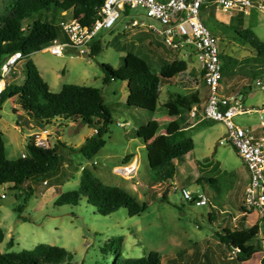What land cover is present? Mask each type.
I'll list each match as a JSON object with an SVG mask.
<instances>
[{
	"label": "rangeland",
	"instance_id": "1",
	"mask_svg": "<svg viewBox=\"0 0 264 264\" xmlns=\"http://www.w3.org/2000/svg\"><path fill=\"white\" fill-rule=\"evenodd\" d=\"M251 2L253 7L249 8L248 14L240 17L234 11L226 14L214 10L211 13V6L201 12L202 17L208 19V25L213 22L212 18L218 20L219 17L224 22L218 27L216 35L218 47L233 60L221 86L227 94L239 92L247 109L262 110L260 113L250 110L235 117L234 121L241 126H257L260 114L264 119V90L255 86V78L250 75L252 63L246 61L255 55V51L234 33V30L248 28L264 42V12L257 8L258 4H264V0ZM4 7L5 0H0V13ZM71 13V10L65 12L61 20L70 18ZM59 18L58 15L55 21H59ZM131 20L142 21L144 26L127 27ZM148 25L160 28L159 23L146 16L140 7L121 10L112 27L101 29L95 37L101 44L100 51L95 54L84 57L67 50L61 56H55L44 48L30 54L32 57L28 60L35 64L52 92H58L63 84L99 88L112 120L107 126L103 147L92 159L88 160L80 153L59 145L60 169L56 175L31 177L19 190L13 189L11 184L0 185V226L4 233L0 243L1 252L16 253L45 243L63 247L70 254V258L62 264H118L120 256L141 257L150 251H157L165 264H264L261 251L246 259L234 253V258L229 259L232 249L215 235L225 226L241 227L240 206L248 177L234 148L224 140L226 127L222 122L198 120L200 109L196 118L188 122L197 123L175 137V140H179L189 136L194 142V148L182 159L176 160L175 182L178 189L173 191L165 184L151 186L153 173L147 162L145 146L137 137V130L150 120L158 123V133H163L168 123L173 124L176 130L185 125L177 122L175 109L166 115L163 107L169 94L182 91L179 86L184 77L180 74L177 80L161 84L157 108L152 112L127 106L126 82L111 80L104 84L105 71L101 64L116 69L122 56L134 53L143 58L155 73L164 61L185 60L196 70L199 87L203 85V74L197 68L199 64L192 48L168 49L157 33L147 29ZM25 61L22 58L16 64L6 76V83L24 82ZM203 102L204 93H201L199 108ZM47 127L48 147H53L57 140L67 146L78 147L93 134L92 127L79 121L58 119ZM36 129L39 127L34 117L20 106L17 94L11 93L0 105V132L6 158L15 160L26 154L29 134ZM134 162L138 169L135 178L117 173L116 168ZM84 168L90 169L104 184L123 189L140 203L146 202L147 208L138 216H129L124 207L101 215L82 196L75 205L57 203L59 195L78 188L80 172ZM199 176L214 178L215 183L210 184L205 180L198 183L196 180ZM43 179L48 183L43 184ZM27 186L31 189L28 197L25 196ZM181 187L204 192L209 199L208 204L197 207L187 203L182 199ZM163 192L165 199L161 198ZM19 206H23L21 213L15 209ZM210 212L214 214V220L209 219ZM259 220L260 214L250 210L244 226L258 222L260 229L264 230V221ZM118 237L122 239L120 244L115 241ZM10 238L13 245L8 247Z\"/></svg>",
	"mask_w": 264,
	"mask_h": 264
},
{
	"label": "trees",
	"instance_id": "2",
	"mask_svg": "<svg viewBox=\"0 0 264 264\" xmlns=\"http://www.w3.org/2000/svg\"><path fill=\"white\" fill-rule=\"evenodd\" d=\"M102 2L103 0H5L4 10L0 13V66L3 58L13 52L20 51L22 58H26L32 53L41 51L54 39L65 40V34L59 25L63 18L62 11L71 10V17L76 18L82 25H89L93 22L96 8ZM205 9L203 8L202 11ZM210 11L214 13V6L210 7ZM58 15L60 18L56 22L55 19ZM238 16H243V14L239 13ZM202 20L214 36L218 33V27L224 25L215 18H212L213 22L210 25L206 22L208 19L202 17ZM234 33L240 41L247 43L255 51L254 56L246 59L253 66L250 71L251 77L256 78V76L264 74V42L259 40L248 28L241 31L234 30ZM100 49L101 44L94 40L90 45L89 54H95ZM219 59L223 79V76L230 70L233 59L220 50ZM24 66L26 74L24 82L22 84L6 83L0 105L11 93H15L18 95L20 106L34 117L39 128L51 125L53 121L59 119L61 121H79L92 127L95 132L78 147H70L57 140L53 147L43 148L35 146L30 138L27 143V153L15 160L6 158L4 140L0 132V185L11 184L12 188L16 190H19L21 185L31 177L56 175L60 169L59 145L72 152L80 153L88 160L92 159L103 147L104 135L112 120L110 112L103 103V95L99 88L63 84L58 92H52L31 60H27ZM101 67L105 71L102 79L104 84L111 80L126 82L127 106L153 112L157 108L161 84L168 83L183 74L187 63L183 59L164 61L158 72L155 73L143 58L134 53H126L121 57L118 68L113 69L104 63L101 64ZM201 73H204L203 70ZM168 103H173L178 108L180 115L177 117V122L180 125L184 123L185 117L193 105L196 106L197 112L201 109L198 107L200 99L197 93L189 96L179 93L169 94ZM171 109L164 108L165 114H170ZM172 125L168 123L164 127L165 131L158 133V123L155 120H150L137 130V137L145 146L147 162L153 173L151 186L157 184L160 187L165 184L169 188L177 171L175 161L182 159L194 148L193 139L189 136L175 140V137L184 131L183 128L173 131ZM203 180L210 184L215 183L214 178L205 179L204 176H199L196 181L201 183ZM43 181L48 183L46 179ZM27 189L26 197L31 190L28 186ZM81 196L94 207L96 213L101 215H108L124 207L129 216H138L147 208L146 202L140 203L123 189L104 184L88 168L81 170L78 188L59 195L56 201L59 204L75 205ZM161 198H166L164 192ZM22 208L23 206H19L15 209L21 213ZM240 208L241 227L225 226L221 232H216L215 235L221 243L231 249H236L239 258L246 259L253 253L262 250L260 239L259 242L255 241L260 225L256 222L249 227L244 226L246 215L250 214V211H244L242 205ZM209 219L214 220L212 212L209 213ZM259 221H264V214ZM3 238L4 233L0 226V243ZM121 240L120 237L115 239L118 244L121 243ZM12 245L13 239L10 238L8 247ZM69 258L70 254H67L63 247L45 243H39L32 249H22L16 253L0 251V264H62ZM118 264L165 263L162 262L157 251H150L141 257L120 256Z\"/></svg>",
	"mask_w": 264,
	"mask_h": 264
},
{
	"label": "built area",
	"instance_id": "3",
	"mask_svg": "<svg viewBox=\"0 0 264 264\" xmlns=\"http://www.w3.org/2000/svg\"><path fill=\"white\" fill-rule=\"evenodd\" d=\"M214 6L224 12L234 11L237 14L247 15L253 7L251 0H103L96 8L93 22L82 25L76 18L70 17L59 22L66 39H54L44 49L55 56H61L64 51L70 50L80 56L90 52V45L101 29H109L124 9L142 8L146 16L155 19L160 28L148 25L147 29L157 33L162 43L171 50L185 47L192 48L199 67L203 70V80L206 88L205 100L199 112L200 118L222 122L226 127L224 140L229 142L244 164L248 180L242 195L244 211L254 210L264 214V119L260 114V123L257 126H241L234 121L239 115L250 110L260 113L258 108H246L242 95L239 92L226 95L222 93V72L219 59L218 38L214 36L202 20V9ZM259 11L264 12V4L257 5ZM144 26V22L131 20L127 27ZM88 56V55H87ZM22 59L20 51L6 55L0 66V102L5 78L12 72L16 64ZM255 86L264 90V76L254 79ZM191 119L196 118L197 108L193 105L188 112ZM49 126V125H47ZM39 128L29 134L33 144L38 147L49 146L48 127ZM25 154H22V157ZM133 164V163H132ZM132 164L124 168H116L118 174L135 178L137 167ZM43 184H46L43 181ZM175 191L178 186L175 181L170 183ZM182 199L194 206L201 207L208 204L206 194L200 190L192 191L181 187ZM262 243L261 253L264 257V230L259 229L257 236ZM229 259H233L236 249H232Z\"/></svg>",
	"mask_w": 264,
	"mask_h": 264
},
{
	"label": "crops",
	"instance_id": "4",
	"mask_svg": "<svg viewBox=\"0 0 264 264\" xmlns=\"http://www.w3.org/2000/svg\"><path fill=\"white\" fill-rule=\"evenodd\" d=\"M209 6H207V7H205V8H208ZM214 10H216L217 12L218 11H221V10H219V9H215V7H214ZM69 10H67V11H62L61 12V14L63 15L65 12H68ZM221 12H224V11H221ZM224 13H226V14H229V12H224ZM218 20L220 21V22H222V23H224L223 22V20H221V18H219L218 17ZM226 23V22H225ZM96 40V39H95ZM32 56H30L29 55V57H26L25 59H26V61L29 59V58H31ZM25 61V62H26ZM37 68V67H36ZM197 68H200V67H197ZM201 70V69H200ZM39 72V74H41L40 73V71H38ZM41 76V75H40ZM42 77V76H41ZM178 77L179 76H177V77H175V78H173L174 80H177L178 79ZM181 77H184V79L182 80V84H181V86H179V88L180 89H182V91L180 90V92H179V94H181V95H190V94H193V93H197V96H198V98L200 99V96H201V93H204V100H205V95H206V88H205V85H204V80H203V85L201 86V87H199V83H198V81H197V72H196V70H194L191 66H189V65H187V68H186V70H185V72L181 75ZM160 92H161V89H160ZM222 93L223 94H226V95H230V94H227L226 92H225V88L224 87H222ZM18 96V95H17ZM163 107L165 108V109H167L168 110V108H172V109H175V112H176V119H177V117L180 115V112H179V110H178V108L175 106V104H173V103H168L167 104V100L163 103ZM171 109V110H172ZM166 115H168V114H166ZM186 115V114H185ZM189 121H191V118L189 117V114H187L186 115V117H185V120H184V123H183V125L185 126H181L180 128H178V129H181V128H183V131L185 132V131H187V130H189L190 128H192L197 122H195V121H193V123H191V124H189L188 122ZM166 126V125H165ZM164 126V127H165ZM176 129H173V131H175ZM93 133H94V129H93ZM131 155V154H130ZM127 156H129V155H127ZM136 156H134V158H135ZM175 163H176V161H175ZM177 166V165H176ZM175 177H176V174H175V176H174V178H173V181H175ZM247 180H248V177H247ZM247 180H246V182H247ZM172 182V181H171Z\"/></svg>",
	"mask_w": 264,
	"mask_h": 264
},
{
	"label": "bare ground",
	"instance_id": "5",
	"mask_svg": "<svg viewBox=\"0 0 264 264\" xmlns=\"http://www.w3.org/2000/svg\"><path fill=\"white\" fill-rule=\"evenodd\" d=\"M132 165L135 166V167H137L136 162H134ZM125 167H126V166H123L122 168L125 169Z\"/></svg>",
	"mask_w": 264,
	"mask_h": 264
},
{
	"label": "water",
	"instance_id": "6",
	"mask_svg": "<svg viewBox=\"0 0 264 264\" xmlns=\"http://www.w3.org/2000/svg\"><path fill=\"white\" fill-rule=\"evenodd\" d=\"M87 55H85L84 57H86Z\"/></svg>",
	"mask_w": 264,
	"mask_h": 264
}]
</instances>
